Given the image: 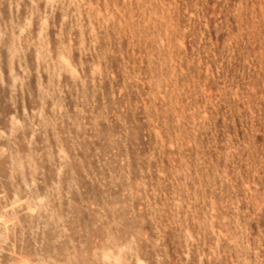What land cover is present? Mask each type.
I'll use <instances>...</instances> for the list:
<instances>
[{
    "label": "rangeland",
    "instance_id": "374dc122",
    "mask_svg": "<svg viewBox=\"0 0 264 264\" xmlns=\"http://www.w3.org/2000/svg\"><path fill=\"white\" fill-rule=\"evenodd\" d=\"M0 264H264V0H0Z\"/></svg>",
    "mask_w": 264,
    "mask_h": 264
}]
</instances>
